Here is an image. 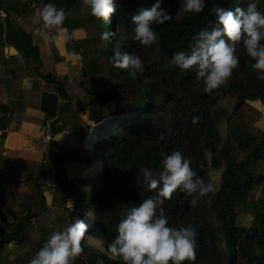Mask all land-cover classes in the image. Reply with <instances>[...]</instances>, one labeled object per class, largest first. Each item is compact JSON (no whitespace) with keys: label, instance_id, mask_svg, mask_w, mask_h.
<instances>
[{"label":"trees","instance_id":"obj_1","mask_svg":"<svg viewBox=\"0 0 264 264\" xmlns=\"http://www.w3.org/2000/svg\"><path fill=\"white\" fill-rule=\"evenodd\" d=\"M48 2L0 0V12L4 13L0 15V50L6 43L12 44L20 57L19 62L14 59L12 62L22 70L16 78L20 80L27 74L34 80L26 94L40 97L37 110L41 116L28 121L41 125L49 121L52 143L56 133L69 128L79 135V144L76 149H69L70 156L68 149L60 147L50 160L26 151L8 150L0 156V251L9 243H17L26 246L33 255L51 233L56 221L45 207L48 191L44 190L46 181L51 180L57 182L62 205L73 199L68 219L60 222L59 229L76 218L85 219L88 225L82 240L83 251L73 264H123L118 257H111L106 246L116 236V225L126 210L156 192L137 179L136 172L140 167L158 169L161 152L180 150L206 181H210L209 165L217 169L223 164L219 188L196 205H191V197L179 190L164 201L170 225L192 223L197 227L196 259L191 264H216L215 259L220 256L216 243L220 238L226 264H264V177L252 170L258 161L264 162V135H246L245 140H237L236 147L244 152V159L229 158L238 139L233 131L246 130L258 117L259 111L248 102L259 100L264 105V80L257 79L256 71L251 68L253 61L243 45H239L240 63L226 83L227 91L236 94V101L225 113L222 138L218 128L221 110L216 109L221 95L204 92L195 70L181 71L171 63L172 54L189 51L191 36L214 19L210 11L213 5L235 8L245 6V0H206L202 12L181 13L179 19L174 15L180 0H162L161 6L170 11L173 19L156 26L158 47L141 45L130 38L131 16L155 0H118L117 10L108 20L92 16L83 0H51L67 13L62 27L70 32L84 31L78 41H66V51L81 58L79 82L57 75L55 64L60 56L54 47L42 55L33 44L34 38L40 37L35 29L47 30L32 26L29 20L36 12V5L42 7ZM258 8L264 11V0ZM103 31H114L115 35L103 40L100 38ZM114 50L139 56L140 50H145L147 59L141 58L144 71L130 73L113 67L109 56ZM12 76L15 79L13 73ZM85 95L99 105L109 101L114 104L111 112L94 126L84 123L71 109L72 103ZM22 103L21 98L15 99L13 114ZM8 111V106L0 103V145L5 137ZM193 116L199 117L196 123L192 122ZM93 150L96 166L91 169ZM206 153L210 154L209 158ZM77 161H85L87 173L69 180L64 164ZM49 194L52 199L53 193ZM24 196L30 199L26 213L9 221V210L21 206ZM243 214L250 216L248 225L240 224ZM2 258L0 264H27L30 259ZM182 264L190 262L185 260Z\"/></svg>","mask_w":264,"mask_h":264},{"label":"clouds","instance_id":"obj_2","mask_svg":"<svg viewBox=\"0 0 264 264\" xmlns=\"http://www.w3.org/2000/svg\"><path fill=\"white\" fill-rule=\"evenodd\" d=\"M90 14L108 20L117 10L118 0H83ZM261 0H245V6L235 8L215 4L210 11L214 19L191 36L189 51L174 52L171 63L181 71H193L203 82V91L210 92L224 85L240 63L238 46L243 45L253 61L251 68L257 79L264 80V11L258 8ZM155 0L149 7H140L131 16L133 27L130 38L141 45H158L156 26L173 19L170 11ZM206 0H180L175 17L181 13L198 14L205 9ZM67 13L51 0L43 4L32 17L35 31L45 40L54 41L53 29H62ZM66 38L67 30L63 29ZM114 31H103L100 38L108 40ZM112 66L130 73L143 72L144 62L134 52L114 50L109 56ZM199 117L193 116L196 123ZM159 168L140 167L137 179L155 194L147 196L128 208L116 225V236L106 246L113 259L123 264H182L196 259L197 227L188 223L169 224L164 212V201L179 190L191 197L189 203L215 191L192 166L191 160L180 150L160 153ZM88 225L81 219L71 220L60 229H54L43 241L27 264H73L83 251L82 240Z\"/></svg>","mask_w":264,"mask_h":264},{"label":"crops","instance_id":"obj_3","mask_svg":"<svg viewBox=\"0 0 264 264\" xmlns=\"http://www.w3.org/2000/svg\"><path fill=\"white\" fill-rule=\"evenodd\" d=\"M35 7H37V9L35 8L36 11L41 8L37 5ZM0 15L3 16L4 13L0 12ZM32 17L29 21L32 26H35L32 24ZM20 22V20L17 21V23L14 24L13 29ZM63 29L67 30V28L62 27V29L58 28L54 32L56 35L54 41H45L40 36L34 38L33 44L38 46L39 52L42 55L48 54L51 47H54L60 56V60L55 64L57 75L60 76L61 79L75 80L79 82L81 80V58L79 54L68 53L66 51V41L68 39L78 41L84 36V31L77 29L70 32L67 30L66 38ZM4 31L5 30L3 29L2 39L4 38ZM12 59L19 62V54L12 44L6 43L3 49L0 50V103L8 106L9 120L7 127L4 130L5 137L3 144L0 145V156H4L8 150L32 153H43L48 150L49 153H57L60 147L76 149L79 144V135L72 132L69 128H65L63 131L56 133L52 137V141H54V143H52L50 141L51 135L49 121H47L45 125L28 121L41 116L40 112L37 110L40 97H31L26 94V91H29L33 87L34 80L31 76L23 74L24 76L19 83L16 77H18L22 70L12 62ZM12 73L15 75V79H13ZM41 83H44L43 80ZM16 98H21L23 103L22 106H17L16 112L13 114V105ZM253 101H258L260 105H263L259 100H251L249 102L252 103ZM113 107L114 104L112 101H109L104 105H99L88 95L83 96L71 105V109L76 112L84 123L90 126H94L101 122L106 115L111 112ZM94 109H96V111ZM1 133L2 130L0 129V134ZM9 140L11 141L9 142ZM64 170L66 177L69 180H74L86 175L87 165L85 161L68 162L64 164ZM54 194L56 193L54 192L52 194V199L47 194L45 195L47 206L49 205V202L51 204L53 200L56 205L57 200L54 198ZM29 204V197L24 196L21 206L11 209L10 211H12V213L9 211L8 220L11 218L13 219V216L15 217L25 214ZM51 208H55L54 204ZM19 211L22 212L19 213ZM52 226L51 228H53ZM52 231L53 230L51 229V232Z\"/></svg>","mask_w":264,"mask_h":264},{"label":"rangeland","instance_id":"obj_4","mask_svg":"<svg viewBox=\"0 0 264 264\" xmlns=\"http://www.w3.org/2000/svg\"><path fill=\"white\" fill-rule=\"evenodd\" d=\"M37 9V7H35ZM143 48V47H142ZM140 57L143 59H147V54L145 50H140ZM21 79L18 80L19 83L21 82ZM230 80V77L228 78L227 82ZM221 85L220 87L213 89L212 91L214 92V94L216 95H221V97H219L217 99V105H216V109L217 110H221L220 115L222 116L220 122H219V133H220V137H224L225 136V113L229 112L234 104V102L236 101V94L235 93H230L227 91V84ZM83 97V96H82ZM80 97V98H82ZM79 98V99H80ZM79 99H77L76 101H78ZM75 101V102H76ZM249 106L256 108L259 112L258 117L256 119V121H254L252 124H250L248 126V128L246 130H241V131H233L234 135L237 136L238 139H235L236 141L234 142V145L232 147V149L230 150V155L229 158L232 161H240L242 159H244V152L240 151L237 149L236 147V143L237 140H245L246 135H255V136H260V135H264V105H260L258 103V101H253L248 102ZM96 111V109H94ZM96 139L97 136L94 138L93 144L91 145V148L95 149L96 147ZM67 149V147H65ZM74 150V149H71ZM48 152V153H47ZM69 154L67 156H70L71 153L69 152V149L66 151ZM32 153V152H29ZM38 155H43V160H47L49 158L52 157V152L49 153V151H45L43 153H35ZM206 155L208 156V158L210 157L209 153H206ZM90 156H92L93 158L91 159V169H93L96 166V161H95V155H94V150H93V154H90ZM223 168V164L219 167V168H211V166L209 165V170H208V174H209V178H210V182L213 183L214 187H215V191L219 188V183H220V175H221V171ZM253 172L256 173L257 175H259L260 177H264V162L262 161H258L257 164L254 165V167L252 168ZM54 189V188H53ZM44 190H48L47 186L44 187ZM55 191H52V193H56L54 194V198L57 200V203L55 205V201L49 202V205L47 206V202L45 204L46 209H48L52 215H53V220L56 221L53 224V228H51L52 230L54 229H59V225L60 222L62 220H67V214H68V210L66 208V204L62 205L61 202L59 201L58 197H59V190L56 187L54 189ZM214 192V191H213ZM47 194H49V192H47ZM50 195V194H49ZM55 206V208H51V206ZM204 205H207V200L204 202ZM11 209H15V208H11ZM10 209V210H11ZM9 210V211H10ZM12 213V211H10ZM22 211H19V213ZM92 215V212H91ZM14 218V216H13ZM12 219V218H11ZM11 219H9V221H11ZM13 220V219H12ZM85 219H83L84 221ZM34 221V219L31 220ZM250 221V216L248 214H243L240 216V224L241 225H248ZM88 242L90 243H94L95 240L93 239H87ZM216 248L217 251L219 253L220 256L216 257V264H226V258H225V254H224V250H223V244H222V239L220 238L219 242L216 243ZM27 247L22 245V244H17V243H9L4 249L3 251H0V256L3 257L2 259H12L16 256H21V257H32V251H26Z\"/></svg>","mask_w":264,"mask_h":264},{"label":"built area","instance_id":"obj_5","mask_svg":"<svg viewBox=\"0 0 264 264\" xmlns=\"http://www.w3.org/2000/svg\"><path fill=\"white\" fill-rule=\"evenodd\" d=\"M51 158H49V160H50ZM48 160V159H47ZM46 186H47V191L49 192V193H51L56 187H57V182H55V181H51V180H47L46 181ZM54 188V189H53ZM67 204H66V208H67V210L70 212L71 211V209H72V206H73V199L72 198H69L68 200H67V202H66ZM34 221H32V223H33Z\"/></svg>","mask_w":264,"mask_h":264}]
</instances>
